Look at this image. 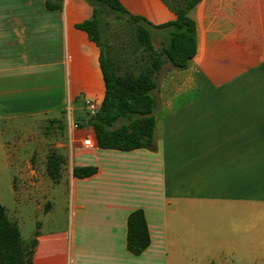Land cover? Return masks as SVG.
<instances>
[{"label": "crops", "instance_id": "0c3cea01", "mask_svg": "<svg viewBox=\"0 0 264 264\" xmlns=\"http://www.w3.org/2000/svg\"><path fill=\"white\" fill-rule=\"evenodd\" d=\"M120 1L154 25L177 18L163 0ZM59 2L0 0V204L21 235L24 211L34 213L33 264H264V0H201L189 11L196 56L187 69L165 64L156 147L134 150L101 148L92 126L74 127L106 87L100 47L77 27L92 7ZM165 30L153 29L162 42ZM63 117L58 181L42 141L33 150L1 139L3 122ZM86 166L96 173L75 174ZM137 209L151 239L141 254L127 246Z\"/></svg>", "mask_w": 264, "mask_h": 264}, {"label": "trees", "instance_id": "16d2710c", "mask_svg": "<svg viewBox=\"0 0 264 264\" xmlns=\"http://www.w3.org/2000/svg\"><path fill=\"white\" fill-rule=\"evenodd\" d=\"M60 0H46L49 9H62ZM92 7V16L79 23L90 39L100 47V65L105 81V95L97 113L80 124L95 130L98 146L104 149L134 150L156 147L155 116L160 107L159 76L169 62L175 69H187L197 52L196 22L189 11L201 0H163L176 14L173 21L154 25L141 15L131 13L120 0H85ZM126 27L129 50L106 54L111 49L107 34L110 20L107 14ZM169 29V42L157 49L153 29ZM119 38L120 34L116 33ZM166 40V37H165ZM115 49V48H114ZM62 157L57 151L48 156L49 176L58 181ZM94 166L77 167L75 174L90 176ZM37 235V234H36ZM151 243L148 223L143 210L133 211L128 218V249L141 254ZM36 237L25 241L18 224L9 219L6 208L0 204V264H33Z\"/></svg>", "mask_w": 264, "mask_h": 264}, {"label": "rangeland", "instance_id": "374dc122", "mask_svg": "<svg viewBox=\"0 0 264 264\" xmlns=\"http://www.w3.org/2000/svg\"><path fill=\"white\" fill-rule=\"evenodd\" d=\"M107 20H110V25H108L107 34L110 39V44L113 46L111 49L109 47L106 48V54L110 55V50L115 53L118 52L121 48V42L125 41L126 45L124 46V49H121V52L124 53L127 50H129V44L127 45L128 39L126 35V27L124 23H120L115 19V14H107ZM166 33V40L165 44L169 42V30L163 31ZM116 33H119V38L115 36ZM153 41L154 45L157 49H161L163 42L162 37L156 33L153 32ZM115 48V49H114ZM161 75V74H160ZM160 77V76H159ZM10 126V127H9ZM16 129L10 124L9 122H3L2 127L6 129L8 132L5 136H2L1 139L3 141H6V143H10L13 145L14 143L17 144H23L26 143L27 149L32 147L34 150V147L31 146L33 142L36 144V141L40 142L42 141V144L47 147L46 154L49 156L53 151L57 150L56 142L64 140L66 138L67 134V117L61 118V120H55L52 121L51 119H44V118H38V119H23L18 120L17 124H15ZM31 133V135H29ZM64 134V135H63ZM27 137H31L32 143L29 144L27 141ZM34 144V145H35ZM32 150V152H33ZM28 153V152H27ZM44 153V151H43ZM66 154V152H64ZM5 180V177L0 176V180ZM68 189H64L63 193H67ZM6 198L3 201L8 204V207L10 209L13 207L14 202L11 194L9 192L6 193ZM66 196L62 195V199L59 200L61 203V206L64 208H68V205L66 204ZM67 205V206H66ZM23 218L21 221V228H22V236L25 241H29L32 237V232L34 230V213L29 212L28 210L24 211Z\"/></svg>", "mask_w": 264, "mask_h": 264}, {"label": "built area", "instance_id": "2783aa9c", "mask_svg": "<svg viewBox=\"0 0 264 264\" xmlns=\"http://www.w3.org/2000/svg\"><path fill=\"white\" fill-rule=\"evenodd\" d=\"M100 107V104H98L95 101H87V109H88V114L89 117L95 115ZM69 111H71V108H69ZM74 127L78 128L79 123H75ZM83 144L86 147H94L96 145V142L92 138H86L83 140Z\"/></svg>", "mask_w": 264, "mask_h": 264}]
</instances>
